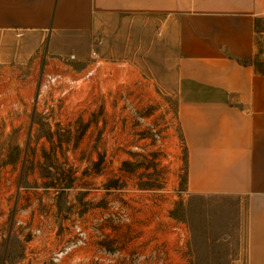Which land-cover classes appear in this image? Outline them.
<instances>
[{
    "label": "rangeland",
    "instance_id": "rangeland-1",
    "mask_svg": "<svg viewBox=\"0 0 264 264\" xmlns=\"http://www.w3.org/2000/svg\"><path fill=\"white\" fill-rule=\"evenodd\" d=\"M141 20L133 27L130 18L118 36L91 39L74 58L31 56L0 66L1 227L13 219L8 209L30 205L25 222L14 221L0 240V264H158L160 257L185 264V250L169 253L164 245L171 218L188 224L195 264H245L238 199L184 190L175 99L163 92L164 48L153 18ZM92 49L102 61L82 89L51 116L30 104L43 69L76 75ZM123 92L136 110L125 106ZM148 121L159 125L162 141L150 137ZM76 225L85 241L54 263L52 253L76 237Z\"/></svg>",
    "mask_w": 264,
    "mask_h": 264
},
{
    "label": "crops",
    "instance_id": "crops-1",
    "mask_svg": "<svg viewBox=\"0 0 264 264\" xmlns=\"http://www.w3.org/2000/svg\"><path fill=\"white\" fill-rule=\"evenodd\" d=\"M130 18L156 22L185 191L237 198L245 264H264V0H0V66L80 56Z\"/></svg>",
    "mask_w": 264,
    "mask_h": 264
},
{
    "label": "built area",
    "instance_id": "built-area-1",
    "mask_svg": "<svg viewBox=\"0 0 264 264\" xmlns=\"http://www.w3.org/2000/svg\"><path fill=\"white\" fill-rule=\"evenodd\" d=\"M16 34L19 35V32H16ZM65 56L74 58L75 54L69 53ZM90 56H92V60L88 63V66L82 72H79L76 75L66 74L60 70L53 71L43 69L40 73L35 92L31 97V100H29L30 104L46 116H51L52 110L58 106V103L61 99L67 97L71 92H76L77 90L82 89L84 85L91 81L97 74L98 67L101 64L102 60L94 49L90 51ZM1 93L2 91L0 90V95ZM122 96L125 106L130 110H136V106L130 96L125 92L122 93ZM138 118L143 121L144 115H139ZM147 129L150 132V137L156 142L162 141L164 139L163 132L158 124L152 121H148ZM29 209L30 205L21 210H16L15 207L11 208V210L8 209V211L13 214V219H11V222H9V224H7L5 228H2L0 225V240L11 234V225L14 223V221L16 224H23L25 222L24 216L22 214H27V211ZM42 214L43 213L41 212L40 215ZM0 217H2L1 214ZM35 230L37 232H40L41 227L38 226L35 228ZM166 232L167 234L164 238V245L168 246L169 253L172 251L175 252L177 250H185V264H195L194 257L189 245L190 228L188 224L180 219L171 218L167 225ZM75 233L76 237H74L69 242H67V244L62 245L52 253L51 260L54 263H59L74 248L83 244L86 239V232L79 225H76ZM174 257H176L175 254ZM177 262L178 261H176V263ZM157 263L166 264V262L163 261L162 257L158 259Z\"/></svg>",
    "mask_w": 264,
    "mask_h": 264
},
{
    "label": "trees",
    "instance_id": "trees-1",
    "mask_svg": "<svg viewBox=\"0 0 264 264\" xmlns=\"http://www.w3.org/2000/svg\"><path fill=\"white\" fill-rule=\"evenodd\" d=\"M256 65H257L259 70L264 72V60H261V59L257 58L256 59Z\"/></svg>",
    "mask_w": 264,
    "mask_h": 264
}]
</instances>
